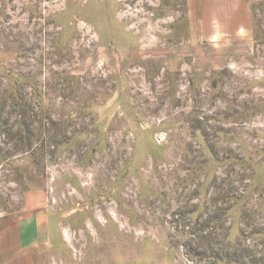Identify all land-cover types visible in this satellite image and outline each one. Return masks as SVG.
<instances>
[{
	"label": "rangeland",
	"instance_id": "obj_1",
	"mask_svg": "<svg viewBox=\"0 0 264 264\" xmlns=\"http://www.w3.org/2000/svg\"><path fill=\"white\" fill-rule=\"evenodd\" d=\"M252 14L223 65L184 43L185 0H0V242L42 204L26 264H264Z\"/></svg>",
	"mask_w": 264,
	"mask_h": 264
},
{
	"label": "crops",
	"instance_id": "obj_2",
	"mask_svg": "<svg viewBox=\"0 0 264 264\" xmlns=\"http://www.w3.org/2000/svg\"><path fill=\"white\" fill-rule=\"evenodd\" d=\"M264 0H185L188 49L196 47L210 52L226 65L229 60L245 59L254 53L253 14L255 5ZM227 59V60H226ZM231 66V65H229ZM49 211L40 204L29 206L27 212L0 242V253L15 251L9 264H26L22 254L40 244Z\"/></svg>",
	"mask_w": 264,
	"mask_h": 264
},
{
	"label": "trees",
	"instance_id": "obj_3",
	"mask_svg": "<svg viewBox=\"0 0 264 264\" xmlns=\"http://www.w3.org/2000/svg\"><path fill=\"white\" fill-rule=\"evenodd\" d=\"M19 123H20V122H16L15 126L13 125V127H17V128L19 127V128H20L21 126H23V127L25 126L24 123H21V124H19ZM24 128H25V127H24Z\"/></svg>",
	"mask_w": 264,
	"mask_h": 264
}]
</instances>
